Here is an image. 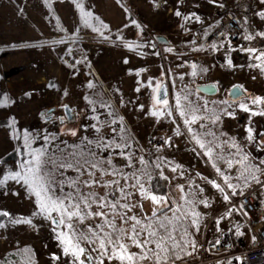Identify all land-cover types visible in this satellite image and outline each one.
<instances>
[{
    "label": "rangeland",
    "instance_id": "1",
    "mask_svg": "<svg viewBox=\"0 0 264 264\" xmlns=\"http://www.w3.org/2000/svg\"><path fill=\"white\" fill-rule=\"evenodd\" d=\"M226 9H233L243 25L250 24L262 42L261 52L264 51V36L258 35L264 33L262 0H0V212L10 213L0 215V225H3L0 227V264H64L65 261L72 264L71 257L63 254L62 245L56 239L57 232H67L68 228L51 225L53 218L62 219L60 214L53 212L49 216L39 212L36 197L22 182L12 179L4 182L10 170H19L21 160L29 158L28 149L21 151L26 133L32 149L46 148L50 152L64 147L61 141L79 145L81 138L95 141L97 135L130 145L125 151L132 156L131 168L124 167L122 157L103 147L97 153L98 158L111 156L113 166L129 177V185L135 183L133 173L145 182L147 189L150 187L144 172L152 177L158 170L168 177L169 203L163 207L171 210L165 211L164 216L177 208L186 215V224L194 232L192 242H195V248L190 247V258L199 256L200 229L207 221L205 218L218 212L208 225L207 240L226 231L229 222L238 227L240 234L246 235L240 214L227 208L224 195L239 194L257 185L245 179L246 166L251 168L253 163L264 160V149L258 150L255 141L247 139V129L257 134L255 140L264 141V115L259 114L264 112V104L252 103L253 97H264V72L245 58H233L229 64L226 56L210 54L190 43L192 29L207 24L202 30L206 33ZM176 11L181 15H175ZM157 36L165 37L168 44L157 43ZM257 64L264 67L262 61L256 60ZM147 68L153 70V77ZM138 71L142 81L152 78L156 85L141 90L136 85H122L132 83L125 80L126 73ZM205 74L209 83L217 85L216 96L206 97L195 90L198 76ZM186 75L191 85L184 88ZM161 83L167 85V103L164 101L166 106L162 111L156 110L157 115L152 118L145 110L158 106L156 88ZM233 85L243 88L245 94L240 99H229L227 92ZM193 100L194 107L184 105ZM135 103H143L142 110H133ZM242 104L249 111H243ZM65 105L72 109L71 120H66ZM217 105L227 115L228 122L221 126V142L227 146L209 156L205 153L211 149L200 151L197 140L201 135L194 138L183 118L200 116L204 125L218 110ZM51 108L54 109L52 118L46 120V111ZM41 111L44 113L40 115ZM181 112L187 114L182 116ZM94 125L101 128L100 134L95 132ZM69 129L77 135L68 134ZM46 135L50 141L47 144ZM242 140L244 147L240 144ZM233 142L240 151L232 147ZM92 148L96 151L95 142ZM245 155L247 161L243 160ZM140 157L143 165L139 163ZM219 160L222 162L215 166L214 162ZM177 165L180 167L173 172ZM67 175L72 177L75 173ZM256 175L263 180L264 175ZM112 179L120 180L121 185L125 183L120 174L103 177L105 181ZM225 179L233 185L232 189L226 186ZM208 181L220 184L224 192ZM93 191L104 195L106 189L97 186ZM127 191L132 193L129 205H137L130 215L141 221L151 217L157 206L142 199L137 189L128 187ZM201 200L207 202V207ZM25 220L31 224L24 223ZM193 220L195 226H192ZM96 222L103 223L93 221ZM115 223L128 227L118 217ZM88 224L86 220L83 226L75 227L86 230ZM129 250L140 251L131 245ZM54 254L60 259L53 260Z\"/></svg>",
    "mask_w": 264,
    "mask_h": 264
},
{
    "label": "snow or ice",
    "instance_id": "2",
    "mask_svg": "<svg viewBox=\"0 0 264 264\" xmlns=\"http://www.w3.org/2000/svg\"><path fill=\"white\" fill-rule=\"evenodd\" d=\"M175 15L180 16L181 13L176 11ZM104 27H107V25H104ZM258 35L264 36V33H258ZM251 38L250 36L246 37V39ZM248 52L255 53L256 49L250 48ZM254 58L264 63V51ZM229 64H231L230 61ZM255 67L260 68L264 72V67L260 64L255 65ZM91 86V83H89V87ZM165 103L167 102L165 101ZM252 103L256 105L264 104V97H253ZM177 107H179V101H177ZM240 107L245 112L249 111L247 105L242 104ZM186 114L181 112L182 116ZM259 114L264 115V112ZM152 115L155 116L157 113L153 112ZM196 119L197 117L193 115L191 121L185 120V124L195 123ZM218 119L219 117H217ZM113 123H116V121H113ZM93 127L96 133H101L100 127L96 125ZM121 131H123V128H121ZM113 133H115V129H113ZM68 134L73 137L77 135L76 131L72 129L68 130ZM179 134L177 130L176 135ZM256 135L251 128L247 129V139L250 142L255 141L257 149L262 150L264 149V141L255 140ZM29 139L30 137L26 133L25 143L21 149V151L28 149L29 158L21 160L19 170H10L5 175L4 182L8 179L22 182L28 186L31 194L36 197L35 203L39 212L47 213L49 216L53 212L60 214L62 219L56 220L53 218V223L66 225L68 231L57 232L56 239L62 245L63 254L71 257L72 264H105V261L109 262V264L112 261H116L118 264H145V262L169 264L170 260L172 264H175V261L183 259L179 254L180 252H183L184 255H191L185 249L189 246L195 248V242L185 241L182 246L176 242L173 235L176 230L175 227L169 231L171 221L167 216H164V212L171 209L166 210L163 207V205L169 203L167 197L165 195L152 194L150 189L145 188V182L139 176H136L135 173L132 175L135 183L129 185V177L120 173V170L113 166L111 156L103 159L98 158L97 153L103 147L105 151L114 152L117 156L122 157L124 167L131 168L133 159L132 156L126 154L125 150L130 147L126 142L121 144L115 142L114 139H105L103 135H97L95 141L87 140L84 137L81 138L79 145H73L71 148L67 146L66 141H61L60 143L64 147H56L54 151L50 152L46 148L32 149L31 144L28 143ZM44 139L46 144L50 142L47 135ZM169 140H166L165 143H169ZM94 142L96 151H93L92 148ZM197 143L200 144L201 148L205 147L199 140H197ZM232 147L240 151L234 142ZM205 155L210 156L211 152H206ZM243 160L247 161L248 156L245 155ZM139 163L141 165L144 164L143 157H140ZM178 167L180 165H177L172 171L175 172ZM157 168H159V165H157ZM246 171L248 173L246 180L251 179L260 184L261 180L256 173L264 175V160L253 163L251 168L246 166ZM69 172L75 173V175L69 177L67 175ZM118 174L124 180V185H121L118 179L103 180L105 176L115 177ZM143 175L148 177V182L151 181V175L146 172ZM157 180L167 181L168 177L163 172H160ZM208 182L221 193L224 192V188L220 184L215 181ZM225 184L229 189L233 188V185L228 183L227 179H225ZM97 186L106 189L104 195H99L93 191ZM65 187L68 189L67 193H65ZM128 187L137 189L142 199L150 200L153 205L157 206V209L152 211V216L156 218L155 224L149 223L147 228H145L141 225L140 219L135 215H130L137 205H129L128 200L132 193L127 191ZM152 187L154 188L155 186L153 185ZM107 189H111V191H107ZM180 191L183 192L182 185L180 186ZM200 191L202 192L203 189H200ZM231 194L235 195L236 193L232 192ZM228 199L229 196L227 194L224 195V200ZM200 202L207 207L205 200ZM139 207L142 208L143 205L140 204ZM0 215L8 216L10 213L2 211ZM110 216L113 219H109ZM117 217L122 225H128V227L118 226L115 223V218ZM86 220L89 221L86 230L83 227L80 230L75 227L77 224L83 226ZM97 220L103 221V223H93V221ZM23 222L31 224L30 220ZM195 224L196 221L193 220L192 226H195ZM137 226L140 228L139 231ZM0 227H3V225H0ZM53 232H56V228H53ZM216 243H220V241L217 240ZM82 244L84 246H81ZM89 245L91 247H88ZM130 245L140 251L138 253L131 252L129 250ZM149 245H152V247H149ZM52 259L59 260L60 257L54 254ZM64 264H67V261Z\"/></svg>",
    "mask_w": 264,
    "mask_h": 264
},
{
    "label": "built area",
    "instance_id": "3",
    "mask_svg": "<svg viewBox=\"0 0 264 264\" xmlns=\"http://www.w3.org/2000/svg\"><path fill=\"white\" fill-rule=\"evenodd\" d=\"M249 25H243L233 9H226L216 17V24L206 33H202V30L207 24L192 29L190 43L204 48L210 54L226 56L227 63L233 58H245L251 65H256L254 57L261 52L262 42ZM249 36L252 38L246 39ZM250 48L256 49V52L249 53ZM197 79L199 84L210 82L207 74L199 75ZM240 144L244 147L245 141L242 140ZM159 174L158 170L155 171L149 187L152 194L166 196L167 181H158ZM227 195V208L240 214L246 235L240 234L238 227L229 222L226 231L213 240H207L205 234L208 225L220 214L218 212L205 218L207 221L200 229L199 256L196 259L185 257L175 261V264H264V178L252 189ZM217 240L220 243H216Z\"/></svg>",
    "mask_w": 264,
    "mask_h": 264
},
{
    "label": "crops",
    "instance_id": "4",
    "mask_svg": "<svg viewBox=\"0 0 264 264\" xmlns=\"http://www.w3.org/2000/svg\"><path fill=\"white\" fill-rule=\"evenodd\" d=\"M115 66L117 67L118 65H115ZM121 66H123V65H121ZM147 73H150L149 75H151V77H153V75H154L152 69L149 70L147 68ZM125 77H126L125 80L128 79L127 81L130 82V83H131V80H132L133 84L132 83L129 84L127 82H124V84H122V85H136L135 87L138 90L139 89L141 90V89L146 88V87L152 88L153 87L152 85H156L152 78H151V80H148V81L147 80L142 81L141 80V77H142L141 71L132 72V73L128 72V73L125 74ZM183 85H186V86H184V88H187V85H191L188 82V76L187 75L185 76V81H184ZM135 87H131V89L137 90ZM157 89L158 88H156V90ZM139 92H141V91H139ZM190 93H191V96H192L193 95L192 92H190ZM198 99L201 100L200 97H198ZM190 102L187 103V104H184V105L187 108L194 107V100L190 101ZM142 104L143 103H141V104L135 103L133 110H135L136 112H138L139 108H140V110H142V108L144 106ZM146 106L147 105H145V107ZM164 106H166V105H165V103L162 102V103H159L157 107L149 108V111H147V109H146L145 112L149 113L151 115V117L153 118L155 116H153L152 113L153 112L157 113L158 111H156V110L162 111ZM217 106H218L217 107L218 110H216V112L212 116L208 117V119H207V121H205L204 125H201L203 121H202V119L200 120V116L196 119L195 123L185 124V126L187 125L186 127L188 128V130H190L189 132L191 133V135H194V138L196 137V135H201V137H199V141H200V143L205 145V150H204V148H202V150H200L201 152L207 151V149L208 150L211 149L210 152L214 153V152L220 151L219 150L220 148H225V146H227L226 143L221 142V140H223V135H222V132H221V126L224 124V122H228L227 115L224 114L223 107L220 108L219 105H217ZM197 111H198V109H197ZM201 116L204 117V115H202V114H201ZM217 117H219L218 120H217ZM183 120L184 121L185 120L191 121L192 118L190 119V118L184 117ZM214 121H215V123H214ZM158 131L160 132V130H158ZM161 131H163V129ZM164 133H165V130H164ZM202 139H204V140H202ZM199 146H200V144H199Z\"/></svg>",
    "mask_w": 264,
    "mask_h": 264
},
{
    "label": "water",
    "instance_id": "5",
    "mask_svg": "<svg viewBox=\"0 0 264 264\" xmlns=\"http://www.w3.org/2000/svg\"><path fill=\"white\" fill-rule=\"evenodd\" d=\"M155 41L157 43L160 44H168V41L165 37L163 36H157L155 37ZM195 89L197 92H199L201 95L206 96V97H213L216 96L218 94V87L215 83H206V84H198L195 86ZM245 94L243 88L239 85H233L232 87H230L228 89L227 95L229 97L230 100H237L240 99L241 97H243ZM168 97V89H167V85L165 83H161L157 89L156 92V102L157 103H162L164 102ZM54 109H48L46 111V113L48 114L47 117H45L46 120H50L51 117V112ZM63 112L66 116V120H71L73 117V113H72V109L68 106L65 105L63 107ZM44 112L41 111L40 115L43 114ZM57 220V219H56ZM51 225L54 227H57L58 224H54L53 223V219L51 220Z\"/></svg>",
    "mask_w": 264,
    "mask_h": 264
},
{
    "label": "trees",
    "instance_id": "6",
    "mask_svg": "<svg viewBox=\"0 0 264 264\" xmlns=\"http://www.w3.org/2000/svg\"><path fill=\"white\" fill-rule=\"evenodd\" d=\"M192 136L194 137V135H192ZM202 140H204V139H202ZM67 146L69 148H71L73 145H72V143H70V144L68 143ZM61 148H63V147H61ZM54 150H55V148L53 149V151ZM221 162L222 161L219 160V161H215L214 162L216 164H214V163H212V164L217 166V164L219 165ZM215 166H213V167H215ZM180 211H182V210L180 208H177V209H175L173 211L172 214L167 215V217L171 221V224L169 225V231H171L172 228L175 227L176 230L173 232V235H174V237L176 239V242L183 246L185 241L192 242V236H193L194 232L189 230V228H188V226L186 224L187 223V220H186V217H185L186 215L185 216L182 215ZM177 218H179V219L177 220ZM149 223L155 224L156 223V218L151 216V217L141 221V225H143L145 228H147V225ZM137 228L140 230L139 226H137ZM144 234H146V233H144ZM149 247H152V245H149ZM190 249L191 248L189 246V247H187L185 249V251L190 252ZM179 254L183 258L188 257V255H184L183 252H180ZM169 262H172V261L170 260ZM145 264H151V263L145 262Z\"/></svg>",
    "mask_w": 264,
    "mask_h": 264
}]
</instances>
